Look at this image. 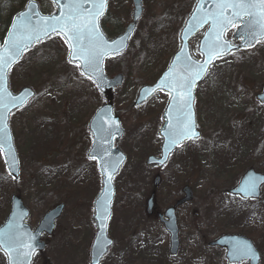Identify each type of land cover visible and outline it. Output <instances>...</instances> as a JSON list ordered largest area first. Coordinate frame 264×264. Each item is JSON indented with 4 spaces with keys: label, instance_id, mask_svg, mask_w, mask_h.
I'll return each mask as SVG.
<instances>
[{
    "label": "rangeland",
    "instance_id": "1",
    "mask_svg": "<svg viewBox=\"0 0 264 264\" xmlns=\"http://www.w3.org/2000/svg\"><path fill=\"white\" fill-rule=\"evenodd\" d=\"M15 1L0 0V19L5 23L1 31L8 25L9 7L18 8ZM36 1L41 12L54 11L48 0ZM195 1L142 0L143 13L127 50L105 61L107 77L123 76L112 103L124 130L116 146L125 162L113 179L108 233L114 244L102 264H228L225 250L209 245L222 235L250 239L259 252V264H264V186L255 201L228 194L246 170L264 174V109L255 99L264 86V39L217 60L197 87L193 107L200 138L180 147L160 171L144 164L148 156L159 155L158 130L168 95L158 92L140 106L134 101L138 90L154 83L177 50L180 29ZM131 9V0H107L100 25L109 39L123 32ZM236 31L237 25L225 39L236 44ZM202 34L189 43L197 61ZM67 53L60 37H50L8 75L12 93L27 87L35 97L9 119L20 175L11 181L0 159V223L12 194L28 209L26 223L31 229L46 211L63 205L53 233L42 238L46 250L31 264H88L94 235L91 205L100 181L96 163L86 159V153L91 145L88 124L103 97L67 61ZM156 174L157 212L181 199L184 186L192 193V200L175 210L179 238L175 255L169 254L164 227L145 214ZM0 264H5L1 253Z\"/></svg>",
    "mask_w": 264,
    "mask_h": 264
},
{
    "label": "water",
    "instance_id": "2",
    "mask_svg": "<svg viewBox=\"0 0 264 264\" xmlns=\"http://www.w3.org/2000/svg\"><path fill=\"white\" fill-rule=\"evenodd\" d=\"M49 1L52 2L55 9V11L49 15L41 14L39 11V6L34 0H28L25 3L23 9L13 15L4 34V37L0 41V54H3L5 56L9 55V50L5 42L12 39L10 33L14 32V23H19L20 14H31V10L29 8L30 4L35 5V12L39 14L38 16H32L33 24L37 23L40 17L59 15L61 9L53 2V0ZM202 2L204 4V8L200 13H198V15H203V11H211L213 8L214 0H202ZM252 2H257V0H252ZM197 3L198 0L195 1V5L191 13L187 17L180 30L178 49L172 55L166 69L160 74L153 85L140 88L134 101V106H140L148 99H150L154 94L160 91L167 93L169 96L162 113L163 123L158 130V135L161 139L159 156H148L145 160V165L147 167H157L158 169H162L168 163L171 155L179 147H181L184 143L197 140L200 137V133L197 130L196 126L195 113L193 109L195 91L198 85L204 81L210 67L214 64V62L229 55L232 52L238 51L243 48L252 47L255 43L264 39V35H260L261 25H264V20H261L258 15L250 17L247 15V13H243L240 17L234 18L233 22L228 24L221 34L222 41L229 46L228 50L224 51L220 56L213 55L209 60L208 54L206 52L202 54V52H204V47L207 44L206 37H208L210 32V24L202 23L199 26L193 27V25H195L193 13L196 10ZM106 10L107 0L103 14L99 16L96 21V25L99 28L104 41L111 44L112 41H120L122 38L123 40L119 54H113L111 51H108L102 57L100 63V72L103 74L105 86L98 88L94 83L96 90L103 97L104 103L94 112L88 124V130L92 140L91 147L87 151L86 157L96 162L101 184L100 191L96 195L92 204V220L95 227V235L90 246L89 264H100L101 260L108 253L112 245V240L107 233V226L111 215V203L114 197L112 180L125 162V156L117 147H115V144L123 136L124 131L121 128L118 116H116L113 111L112 104L113 92L116 88L121 86L123 77L121 75H115L112 78H108L104 73V63L106 59L118 56L127 49L129 41L135 31L137 22L142 15V0H132V13L130 23L120 35L116 36L113 39H108L101 31L99 25L100 19L105 15ZM231 14V9H228L225 12L226 16H231ZM237 24L239 25L237 28V32L234 34L233 38L235 40H239L241 38V41L238 45H232L229 41H226L224 39V35L226 31ZM202 30H204V32L198 43V53L201 55V60L196 61L190 55L189 42L196 34L201 32ZM251 31H254V34L256 35V39L254 40H252L249 36V33ZM54 35L60 36L65 41L63 35L57 33H51L49 36H44L40 41L34 40L31 44L28 45L26 49L22 51L21 55L12 60L11 64L6 67L2 73L5 88L3 104L7 105V107L0 108V111H2L3 113L4 124H6V128L4 129L3 134H0V141L3 142V152L0 153V156L2 158L6 173L13 180H17L19 177V165L16 151L12 143V136L9 128V117L14 111L23 108L34 97V92L30 88L23 87L17 93H12L8 88V73L36 44ZM249 40H251L250 44L248 43ZM66 45L68 47L67 60L69 61L70 49L67 43ZM178 56L181 57V60L176 59ZM185 57L189 58L190 63H194L196 65L205 64V61H208L205 71L195 79L191 87L192 99L190 122L194 124V131L198 134V138L184 139L179 145H173L169 138V134L173 130L170 125L179 126L177 124L178 114L174 110L172 106L173 102L171 100V96L174 93H172L168 87H157V85L161 84V81L165 78V73L169 72L170 65L173 66L176 69V72L180 75H186L187 73L184 72L182 64V60ZM72 63L78 66L82 63V61L76 60ZM78 68L81 73V68L79 66ZM83 76L89 78L87 75ZM89 79L93 82L92 78ZM145 89L154 90L146 93ZM9 93L11 94V96H22L23 103H19L17 104V106H13V104L16 102H12L10 100V96L8 95ZM255 98L264 107V87L262 89V92L257 94ZM180 119L187 120V117H180ZM113 121L115 122L114 124L112 123ZM105 161H108L109 163L105 164ZM105 168H107V172H105ZM109 175L111 176V179H108ZM159 182L160 177L155 176L152 182L153 188H156L159 185ZM262 186H264V175L250 169L241 176L239 182L233 189L229 191V194L238 196L245 201L256 200L260 195V189ZM183 193L185 194V196L181 200L177 201L173 207L168 208L163 214H157L160 223L163 224L164 229L170 236L169 252L171 255H175L178 250V230L176 226L175 209L178 206L191 201L192 199V193L188 187L183 188ZM102 203L108 209L107 216L105 218V216L101 214V218L97 219V212L100 211ZM62 210V205L55 206L47 213H45L35 229L31 230L30 227L25 223L29 216L28 210L23 206L18 196L12 195L9 200V211L3 222L0 224V251L5 255L6 263L31 264L34 255L36 253H42L45 249V244L41 241L42 235L51 234L54 228L55 220L60 216ZM153 210L154 192L149 195L146 201L145 212L147 215H152ZM10 234H14L15 241L9 240ZM210 246L225 249V259L227 260L228 264H238L241 262H248V264H258L260 260L259 253L253 246L251 240L241 235L221 236L214 242L210 243ZM249 248L251 249V252L248 251Z\"/></svg>",
    "mask_w": 264,
    "mask_h": 264
},
{
    "label": "snow or ice",
    "instance_id": "3",
    "mask_svg": "<svg viewBox=\"0 0 264 264\" xmlns=\"http://www.w3.org/2000/svg\"><path fill=\"white\" fill-rule=\"evenodd\" d=\"M53 2L61 9L59 15L50 17H40L37 23H32V16L39 14L35 12V5L30 4L31 14L21 13L19 23H14V32L10 33L12 39L6 41L5 44L9 50V55L0 54V108H5L4 100V78L3 71L8 67L12 60L22 54V51L28 47L34 40L40 41L42 37L49 36L51 33L62 34L65 43L69 45V63L79 60L81 74L87 75L93 79V83L98 88L105 86L103 74L100 72V63L102 57L111 51L113 54H119L122 46V40L112 41L111 44L104 41L96 21L104 12L106 0H53ZM87 5V7H86ZM204 8L202 0H198L196 10L193 13L195 26L202 23L210 24V32L206 37L207 44L204 47L208 54L209 60L213 55L220 56L224 51H227L229 46L222 41L221 34L228 24L233 22L234 18L240 17L243 13L248 16H259L264 20V0H214L211 11H203V15H198ZM231 9V16H226L225 12ZM260 35H264V25H261ZM252 40L256 39L254 31L249 33ZM251 43V40L248 41ZM181 60V57H177ZM196 65L189 62V58L185 57L182 60L184 72L186 75H180L176 72L173 66H169V72L165 73V78L157 87H168L172 93L171 100L173 108L178 114L177 124L172 126V132L169 138L173 145H179L184 139L198 138V134L194 131V124L191 120V87L197 77L205 71L206 64ZM154 89H145V92L153 91ZM10 96L12 102H16L13 106L23 103V98ZM106 115V113H105ZM187 117V120L180 119ZM115 123L114 121L112 122ZM6 124L4 117L0 111V134H3ZM3 152V142L0 141V153ZM108 164V161L104 162ZM107 172V168H105ZM111 179V176H108ZM254 187V186H253ZM108 209L102 203L100 211L97 212V219L103 214L106 218ZM10 241H15L14 234L9 235ZM251 252V249H248Z\"/></svg>",
    "mask_w": 264,
    "mask_h": 264
},
{
    "label": "trees",
    "instance_id": "4",
    "mask_svg": "<svg viewBox=\"0 0 264 264\" xmlns=\"http://www.w3.org/2000/svg\"><path fill=\"white\" fill-rule=\"evenodd\" d=\"M15 1V0H14ZM24 1L25 0H16L15 2H17V9L16 10H18V9H20L21 7H22V5H23V3H24ZM10 8V10H9V17L12 15V13L13 12H15L16 10L15 9H13V7H9ZM14 10V11H13Z\"/></svg>",
    "mask_w": 264,
    "mask_h": 264
},
{
    "label": "flooded vegetation",
    "instance_id": "5",
    "mask_svg": "<svg viewBox=\"0 0 264 264\" xmlns=\"http://www.w3.org/2000/svg\"><path fill=\"white\" fill-rule=\"evenodd\" d=\"M153 214H154V215H151V216H148V215H147V217H156V219H157V214H158V212L156 211V209H155V211H154ZM102 261H103V260H102ZM100 264H102V262H101Z\"/></svg>",
    "mask_w": 264,
    "mask_h": 264
}]
</instances>
